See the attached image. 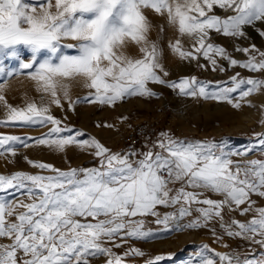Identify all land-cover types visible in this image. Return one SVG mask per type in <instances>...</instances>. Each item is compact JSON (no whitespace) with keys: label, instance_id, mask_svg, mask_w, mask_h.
Segmentation results:
<instances>
[{"label":"snow or ice","instance_id":"1","mask_svg":"<svg viewBox=\"0 0 264 264\" xmlns=\"http://www.w3.org/2000/svg\"><path fill=\"white\" fill-rule=\"evenodd\" d=\"M216 8L232 14L217 15ZM148 13L166 16L177 33L168 48L180 59L203 58L207 64L198 66L210 65L211 71H226L219 61L250 72L264 71V51L255 45L235 49L248 57L241 61L210 42L213 31L239 38L246 35V27L264 23V0H0V80L25 76L41 93L39 105L29 100L24 107H14L4 95L5 83H0L6 112L0 125H52L35 138L0 134V157H14L16 144L28 147L27 141L34 140L59 151L73 144L92 148L99 158L98 167L67 171L28 160L32 167L53 174L0 175V239L10 241L0 243V264H92L100 257H106L104 264H124L126 257L145 253L135 247L117 253L114 248L155 235L146 229L144 217H155L162 231L206 228L218 220L224 235L264 249V207H255L251 199L253 195L264 199V158L243 164L232 159L257 148L264 157V133L256 134V144L233 151L224 139L185 140L160 132L150 146L145 145L146 151L120 153L95 138L78 139L82 132L73 135L50 114L51 105L64 106L62 99L69 108L79 102L70 97L78 78L93 90L85 101L101 105L134 96L157 97L149 85L160 84L179 89L181 95L227 101L239 108L240 101L264 88V79L242 78L239 73L214 85L195 76L179 82L164 79L168 76L161 63L164 50L150 39L153 23ZM185 36L194 41L190 49L182 45ZM133 48L138 55L132 54ZM158 208L175 210L161 214ZM225 209L256 215L247 222L226 220ZM193 212L196 217L182 224ZM170 222L175 223L170 227ZM174 255H157L146 264ZM181 264H264V252L241 258L201 245Z\"/></svg>","mask_w":264,"mask_h":264},{"label":"rangeland","instance_id":"2","mask_svg":"<svg viewBox=\"0 0 264 264\" xmlns=\"http://www.w3.org/2000/svg\"><path fill=\"white\" fill-rule=\"evenodd\" d=\"M25 2H33V0H25ZM215 14L225 16L232 14L223 10L214 9ZM149 19L153 23V29L150 32V39L157 40L163 48L164 53L161 63L164 65L168 76L164 79L168 81L179 82L181 78H190L195 76L198 80L211 81L213 85L218 81H228L231 76L240 74L242 78L264 79V71L250 72L240 67H230L227 61H219L225 67L226 71H211L209 65L206 69L199 67V64H207L203 58L199 61L182 60L178 54H174L169 48V41L177 38L176 31L169 27L166 16H156L148 13ZM161 26L164 31L160 32ZM264 31V23H257L255 27H246V35L244 37H225L216 32H211V41L217 45L224 47L233 58L237 60H247L248 57L235 49L249 48L255 45L260 51H264V36L260 32ZM182 39V45L185 49H190L194 41L185 36ZM132 54H137L136 49H132ZM219 60V58H218ZM16 83L10 87V84ZM0 83L5 81L0 80ZM149 87L156 93L157 97H141L134 96L118 100L113 105H101L98 102L92 103L85 101V97H89V93L93 90L82 86L79 82L73 83L70 89V97L75 103L74 108L68 107V101L62 99L63 107L51 105L50 114L58 119L61 127L67 126L73 130L83 133L78 139L87 140L95 138L106 148L112 152L123 153L121 147L122 137L125 131L140 120L153 117L158 129L150 142H143L139 151H146L145 145L151 144L152 141L159 137L160 132H167L177 139L185 140H227L230 149L242 150L250 144H256L258 137L256 134L264 133V124L260 121L264 119V88L256 94L250 95L245 101H240L241 106L235 108L227 101H218L214 99H204L202 97H192L179 94V89L173 90L160 84H150ZM4 95L9 105L14 107H24L29 100L35 101L38 105L41 102V93L30 80L25 76H14L5 83ZM238 97V93L233 94ZM91 99V97H89ZM246 101H251L254 106H249ZM234 102H236L234 100ZM6 117L5 108L0 102V119ZM99 125V126H98ZM110 125V127L108 126ZM52 127L39 125H19L10 124L8 126L0 125V134L19 136L22 138L40 137L47 133ZM64 135H67L65 133ZM28 147L16 144V155L10 154L0 157V175H9L15 172H25L29 174L52 175L53 173L41 171L32 167L28 160L50 164L54 168L67 171L70 168H93L99 166V158L93 155L94 149L81 148L75 144L67 146L63 151L50 148L45 145H39L34 140H28ZM25 157L27 159H25ZM264 158L261 156L259 148L254 152L248 153L247 156H233L234 161L243 164L246 160ZM86 163L90 165L85 166ZM212 199H222L221 196L208 193L206 194ZM252 200L256 201L255 207H264V199L253 195ZM246 205H242L244 207ZM179 207V205L177 206ZM193 207H197L194 205ZM173 208H158L163 214L165 211H174ZM225 219H237L247 222L256 213L250 212L241 216L238 212L229 213L225 209ZM197 213L193 212L191 217H185L181 223H187L188 220L195 218ZM146 229H151L155 235L149 239H130L123 247L114 248L113 251L123 253L129 248L135 247L141 249L145 255L142 257L128 256L124 260V264H146V261L157 255L167 256L175 254L172 259H165L158 264H181L187 257L192 254L201 245L208 247L215 252L235 253L241 258L251 256L255 251L257 255L264 252L259 245H254L247 240L240 238H230L224 235L223 230L219 226V221H212L206 228L183 229L162 231L163 226L157 225L155 217H144ZM175 222H170L171 225ZM215 229V235L212 229ZM119 242V241H117ZM0 243H10L7 239H0ZM106 257H100L93 260L92 264H104Z\"/></svg>","mask_w":264,"mask_h":264},{"label":"built area","instance_id":"3","mask_svg":"<svg viewBox=\"0 0 264 264\" xmlns=\"http://www.w3.org/2000/svg\"><path fill=\"white\" fill-rule=\"evenodd\" d=\"M157 129L158 124L153 117L140 120L125 131L121 141L123 151L127 152L129 149L139 151L140 145L143 142H150Z\"/></svg>","mask_w":264,"mask_h":264},{"label":"bare ground","instance_id":"4","mask_svg":"<svg viewBox=\"0 0 264 264\" xmlns=\"http://www.w3.org/2000/svg\"><path fill=\"white\" fill-rule=\"evenodd\" d=\"M14 82V81H13ZM16 83L14 82L13 84H10L11 86L10 87H12V86H14Z\"/></svg>","mask_w":264,"mask_h":264},{"label":"trees","instance_id":"5","mask_svg":"<svg viewBox=\"0 0 264 264\" xmlns=\"http://www.w3.org/2000/svg\"><path fill=\"white\" fill-rule=\"evenodd\" d=\"M88 165H90L89 163H86V165L85 166H88Z\"/></svg>","mask_w":264,"mask_h":264},{"label":"crops","instance_id":"6","mask_svg":"<svg viewBox=\"0 0 264 264\" xmlns=\"http://www.w3.org/2000/svg\"><path fill=\"white\" fill-rule=\"evenodd\" d=\"M143 144H141V147H142Z\"/></svg>","mask_w":264,"mask_h":264}]
</instances>
